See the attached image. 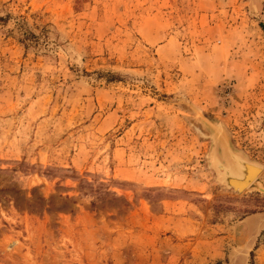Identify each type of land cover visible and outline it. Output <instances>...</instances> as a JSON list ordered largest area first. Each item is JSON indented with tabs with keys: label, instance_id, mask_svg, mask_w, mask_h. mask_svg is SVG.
Wrapping results in <instances>:
<instances>
[{
	"label": "rangeland",
	"instance_id": "obj_1",
	"mask_svg": "<svg viewBox=\"0 0 264 264\" xmlns=\"http://www.w3.org/2000/svg\"><path fill=\"white\" fill-rule=\"evenodd\" d=\"M0 264H264V0H0Z\"/></svg>",
	"mask_w": 264,
	"mask_h": 264
},
{
	"label": "bare ground",
	"instance_id": "obj_2",
	"mask_svg": "<svg viewBox=\"0 0 264 264\" xmlns=\"http://www.w3.org/2000/svg\"><path fill=\"white\" fill-rule=\"evenodd\" d=\"M228 157L229 160H231L232 162L227 165V171L225 172L226 174L224 177L225 180H222L228 187L234 185L237 187L234 190L237 191V189H240L239 191H242L243 189L247 188L253 181L256 180V177L260 173L262 167H260L257 163L246 161L244 157L231 153L229 150ZM217 161L218 160H216V163ZM245 178H249L246 184L244 183Z\"/></svg>",
	"mask_w": 264,
	"mask_h": 264
},
{
	"label": "water",
	"instance_id": "obj_3",
	"mask_svg": "<svg viewBox=\"0 0 264 264\" xmlns=\"http://www.w3.org/2000/svg\"><path fill=\"white\" fill-rule=\"evenodd\" d=\"M227 148L228 150L231 152V153H234V154H237V155H240L242 157H244L242 154L234 151L229 145H227ZM213 158H215L217 161V163L215 164V162L213 163V166H214V169H215V172L218 174V176L220 175L222 177V179H224L225 177V172L227 171V165L230 164V162H232L231 160H229V158H225V155H224V159L221 161L220 159H218L216 156H214ZM244 159H246V161L248 162H252V161H249L246 157H244ZM229 173V172H228ZM225 180V179H224ZM249 180L245 178L244 180V183L246 184V182ZM231 185V184H230ZM226 186V185H225ZM232 190L236 189L237 187L234 186V185H231L230 187ZM240 189H237V192H239Z\"/></svg>",
	"mask_w": 264,
	"mask_h": 264
},
{
	"label": "trees",
	"instance_id": "obj_4",
	"mask_svg": "<svg viewBox=\"0 0 264 264\" xmlns=\"http://www.w3.org/2000/svg\"><path fill=\"white\" fill-rule=\"evenodd\" d=\"M252 255V254H251Z\"/></svg>",
	"mask_w": 264,
	"mask_h": 264
}]
</instances>
